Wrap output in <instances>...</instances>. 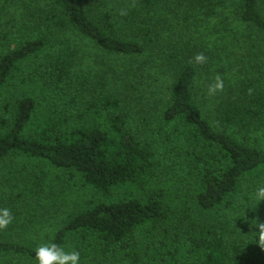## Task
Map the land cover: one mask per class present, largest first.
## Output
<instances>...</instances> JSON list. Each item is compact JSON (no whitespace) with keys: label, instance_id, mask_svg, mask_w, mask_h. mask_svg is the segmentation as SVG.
Masks as SVG:
<instances>
[{"label":"trees","instance_id":"obj_1","mask_svg":"<svg viewBox=\"0 0 264 264\" xmlns=\"http://www.w3.org/2000/svg\"><path fill=\"white\" fill-rule=\"evenodd\" d=\"M198 53L207 63L189 62ZM40 58L30 81L49 92L5 107L0 165L43 160L107 199L50 243L93 264H264L252 225L264 221V146L250 142L264 136V0H0V99ZM79 61L99 71L81 73ZM164 70L169 94L155 109ZM217 74L224 89L209 96ZM51 93L60 103L43 111ZM156 125L168 161L144 132ZM119 189L131 197L111 199ZM10 190L0 208L12 226L23 194ZM35 249L0 236V264H37Z\"/></svg>","mask_w":264,"mask_h":264},{"label":"rangeland","instance_id":"obj_2","mask_svg":"<svg viewBox=\"0 0 264 264\" xmlns=\"http://www.w3.org/2000/svg\"><path fill=\"white\" fill-rule=\"evenodd\" d=\"M89 53L90 55L92 53L91 47L89 48ZM40 61L41 58L27 62L26 65L21 67L20 72L4 87L3 95L0 99V120L5 117V107L16 97L22 94H33L34 92L44 96L49 92L48 89L42 88L30 81L31 74ZM80 62L81 61L77 62L76 70H81V73L91 72L90 75L92 76L99 71L96 65H88L87 62L84 63V66L79 67L78 65ZM170 73L171 70H164V74L159 75L162 85L160 84V89L154 90L158 98V104L155 109L161 108L163 103L167 101V95L169 94L167 86L168 88L170 87L168 76ZM201 86L203 87V84ZM119 87L121 89L123 88L121 85H119ZM147 95L148 92L146 93V96ZM50 97L51 100H46L43 103L41 102L43 111L53 103H60L59 99H52V93ZM201 105L203 109L206 108V103ZM148 110H150L152 116L154 110ZM140 119L141 115L138 117L134 116L132 120L134 123H140ZM158 126L159 125H156L154 128H146L144 132L150 139H154L156 143V154L160 156L161 159L168 161L167 152L162 142L163 132L157 131ZM227 131L237 138L242 137V134L237 131L231 129ZM250 142L264 146V136L259 137L257 135H252ZM10 187H12L16 195L19 192L23 194L21 197L23 199L20 201L22 205L21 216L17 218L18 221L15 224L12 226L10 225L6 230H0V236L18 243L29 244L34 248H37L43 243H50L55 229L59 227L64 220L69 219L74 213L86 210L96 203L107 200L106 197H101L93 188L84 184L80 174L56 168L43 160L23 158L20 156H11L1 162L0 205H2V197L7 201L8 197L13 195ZM128 190L130 189H119L117 192H114L110 198H122V196L131 197ZM45 218L48 219V222L42 229L37 225L34 231L27 232L29 229L33 230L34 222L43 221ZM24 233L26 235H24ZM70 246L71 244H68L64 248L65 251H73L70 250ZM93 263H96L95 258L90 257V255L80 257V264ZM124 263L126 262L124 261ZM124 263L110 262V264Z\"/></svg>","mask_w":264,"mask_h":264},{"label":"clouds","instance_id":"obj_3","mask_svg":"<svg viewBox=\"0 0 264 264\" xmlns=\"http://www.w3.org/2000/svg\"><path fill=\"white\" fill-rule=\"evenodd\" d=\"M126 13L121 12V15ZM190 63L203 65L207 63V57L203 53L196 54ZM224 89L222 77L217 74L213 78V82L208 85V95L212 96ZM255 199L257 205L264 201V186L256 189ZM14 216L9 208H0V230H6L13 222ZM252 225L257 229L258 234L257 244L264 250V221H259L258 218L252 219ZM35 259L37 264H80L79 251H65L63 247L56 243H43L35 249Z\"/></svg>","mask_w":264,"mask_h":264}]
</instances>
